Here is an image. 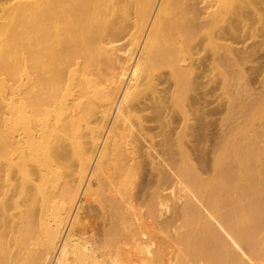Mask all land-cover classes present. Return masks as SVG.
I'll list each match as a JSON object with an SVG mask.
<instances>
[{
    "label": "bare ground",
    "instance_id": "1",
    "mask_svg": "<svg viewBox=\"0 0 264 264\" xmlns=\"http://www.w3.org/2000/svg\"><path fill=\"white\" fill-rule=\"evenodd\" d=\"M259 1L0 0V264H264V78L245 103L240 63L249 54L226 42L264 25ZM197 37L211 54L204 79H219L226 101L208 173L185 148L190 117L201 122L203 113L191 105L212 94L209 86L201 99L191 97L207 86L194 89ZM121 39L126 46L116 45ZM146 102L174 178L150 158L165 175L151 192L159 201L151 194L154 204L142 213L149 229L167 233L163 239L173 230L174 248L161 237L156 244L136 211L138 158L141 151L150 157L157 137L140 115ZM167 110L180 116L171 134L163 132L175 122L161 117ZM89 175L93 184H84ZM82 192L84 202H108L109 225L98 241L77 206Z\"/></svg>",
    "mask_w": 264,
    "mask_h": 264
},
{
    "label": "rangeland",
    "instance_id": "2",
    "mask_svg": "<svg viewBox=\"0 0 264 264\" xmlns=\"http://www.w3.org/2000/svg\"><path fill=\"white\" fill-rule=\"evenodd\" d=\"M256 2H257V5L259 6V4H260V1L258 0H255ZM261 5H262V3H261ZM261 5H260V7H261ZM200 7L201 6H203V4H201V5H199ZM260 22H257L256 23V26L257 27H259L258 28V30H257V33L256 34H249L250 35V37H249V35H248V33H246V32H243V30L241 29L240 30V33L239 32H236V34H237V36H235L236 34H229V35H227L226 37H228L229 38V40H228V38H227V43H229L232 47H234V48H239V47H241L240 49L241 50H244V52H247V55L249 54V56L246 58V60H244V61H242V63H240V68H241V70H242V72H244L243 73V75H245V78H244V80H245V82H247V83H243V85L242 86H244L245 88L246 87H249V90L250 91H248V95H247V98H246V101H245V103H249V101H247L248 100V98H249V100H253L254 98L253 97H256V95L255 94H257L258 95V93L262 90V78H264V46H262V44H264V39H262V38H264V37H262V36H264V35H262V34H264V27H262V26H264V25H262V24H259ZM259 25H262V26H259ZM260 27H262V28H260ZM130 28V29H129ZM132 27H131V25H129V27L127 28V31H126V33H125V37L127 38V37H130L129 35H131L132 33H133V31H131L132 29H131ZM129 31H130V33H129ZM126 34H129V35H127L126 36ZM259 34H261V37H260V35ZM240 36H242V37H240ZM124 37V38H125ZM240 37V39H237V38H239ZM246 38L245 40L243 39V38ZM200 38L201 37H197V38H195L194 39V41H193V46H195L194 48H193V52H195V51H197V55H195L196 57L195 58H198V60H199V62H200V64H198V67L196 68V69H194V71H193V76H192V79H193V81H195V85L194 86H196L197 87V85H199L200 84V82L201 83H206V85L207 86H205V88H203L202 90H200L201 89V86L202 87H204L203 86V84L200 86L199 85V87H200V89H198V87L197 88H194V89H198V91H199V93L201 92L202 93V91L203 90H205V92L203 91V93H206L207 91H211L212 92V94H207V95H209V97L206 95V96H204L203 98H202V100H200V101H203V100H205L206 102L205 103H203V102H200V103H193V105H191V107H194V108H192V109H198V110H202L203 111V113H202V115H201V117H200V120H201V122H199V120H197V117H194V116H192V117H190V118H192L193 119V121H191V122H193L192 123V125H193V129H192V131L188 134L189 135V137L187 136V140H189V141H187V140H185L186 142H185V148H187L186 150H187V152L188 153H190L191 154V158L193 159L194 158V160H198V158L199 159H201L202 160V167H201V170L203 169L204 171H206L207 173L208 172H210V169H211V164H212V151H213V149H215L216 148V144H218L219 143V140H220V137H221V135L223 134V131L225 132V129L223 130V127H222V123H221V121H222V119L225 117V108L224 107H226L225 105H226V101L224 100V98L220 95V80L219 79H216L215 81H217V83L216 82H209L208 84H207V81L208 80H206V79H208L206 76H208L209 74H206L205 72H207L208 73V70L210 69L209 67H210V63H211V54L209 53V51H207V50H203L202 48H204V45H203V43H200ZM259 38V39H258ZM129 39V38H128ZM230 39H232V41L230 42ZM237 39V40H236ZM247 40V41H246ZM125 41L127 42V40L126 39H121L120 40V42L118 41L117 42V44L116 45H119V43L121 44V45H123V46H126V44H125ZM237 41H238V43H237ZM122 42V43H121ZM260 42H262V43H260ZM128 43V42H127ZM234 43V44H233ZM257 43H258V45H257ZM250 44V45H249ZM248 45V46H247ZM140 46V45H139ZM139 46H135V47H133L132 46V51H133V53H134V55H135V53H136V51L137 50H139ZM257 46H258V48H257ZM260 46V47H259ZM247 47V48H246ZM262 47V48H261ZM258 50V51H257ZM135 51V52H134ZM257 51V52H256ZM251 59V60H250ZM258 59V60H257ZM256 63H255V62ZM132 62V61H131ZM202 62V63H201ZM209 63V64H208ZM251 63V64H250ZM261 63V64H260ZM197 64V63H196ZM204 64V65H203ZM243 64H245V65H243ZM257 66H256V65ZM258 64H259V66H258ZM204 66H205V68H204ZM209 66V67H208ZM250 66V67H249ZM200 67V68H199ZM257 67H258V69H257ZM103 68V70L105 71V69H104V67H102ZM260 68V69H259ZM201 70V73H199L200 71H198V70ZM251 71H250V70ZM244 70V71H243ZM246 70H248V71H246ZM202 71H204V72H202ZM254 71V72H253ZM164 72H166V71H162V73H164ZM246 72H247V74H246ZM200 74V75H199ZM203 74H206V79H204L205 77L203 76ZM202 75V77H201V79L199 78L200 76ZM161 76H164V75H161ZM167 76V75H166ZM166 76H164V78L163 77H160V79H159V81H162L161 80V78H163V79H166L165 77ZM197 76H198V81L196 80L197 79ZM210 76V75H209ZM258 76V77H257ZM252 78V79H251ZM167 80H168V82H169V79L167 78ZM200 80V81H199ZM202 80H206V82L205 81H203L202 82ZM260 80V81H259ZM163 81H165V80H163ZM243 81V80H242ZM250 81V82H249ZM197 82H199L198 84H197ZM218 82H219V84H218ZM166 84V86H167V83L166 82H162V84L160 83V86L161 87H163V84ZM214 84V85H213ZM217 84V85H216ZM205 85V84H204ZM216 85V86H215ZM246 85V86H245ZM209 86H210V89H208L207 90V88H209ZM219 86V87H218ZM253 86V87H252ZM165 87V86H164ZM214 88V89H213ZM219 88V89H218ZM194 89H193V91H191V94H193L195 91H194ZM246 89H248V88H246ZM260 89V91L258 92V90ZM207 90V91H206ZM198 91H197V93L195 92L191 97H194L193 99H195V100H193V101H196V99H198V97H199V99H201V93L200 94H198ZM256 91V92H255ZM214 93H216V94H214ZM254 93V94H253ZM195 94H197V95H195ZM213 94H214V96H213ZM196 96V97H195ZM203 96V95H202ZM217 96H218V100H217ZM205 97H208L207 99L205 98ZM205 98V99H204ZM210 98V99H209ZM192 99V98H191ZM221 100V101H220ZM251 100V101H252ZM218 101H220V102H218ZM250 101V102H251ZM147 103V108H145L144 110H143V112L140 114L141 116H143L144 114V116L146 117V116H148V117H152L150 120H149V118L148 117H146V122L148 121V123L145 125V126H148L149 128V130L151 129V132L153 133V131L155 132V133H153L152 135H155V136H157V137H155V138H153V144H154V147H152L149 151H150V153H151V155H150V153H149V155H150V157H147L146 156V153H143L142 151L140 152V158H138V163H139V165L141 166L143 163L145 164V166H139V168H138V171H137V176H136V181L137 182H135V184L137 183V185H135L136 187V190H135V193L137 194L136 196H137V201H139V202H136L137 203V207L138 208H140L139 210H137L136 209V211H137V213H138V211L141 213H139L138 215H140L141 217V220L139 219V216H138V219L140 220V223H142V225H144L145 224V220H147L146 219V215H143L144 213H142V212H144L146 209H148V207L147 206H149V205H152V204H154V202H157V201H159V199L160 198H158L157 196H154L155 195V193L154 194H152L151 192H153L155 189H156V191H157V184H158V180H159V178H161V176H162V174L163 175H165V173H166V175L167 174H171L172 175V173H171V171L173 170H171L169 167V165L166 163V161H164V162H162L163 160H165V157L164 156H161L162 154H161V151H160V149H159V147L157 146V144L159 143V141H160V139H159V134L157 135V133H158V131H161L160 130V127H158V123H160V121H158L157 120V122H155V120L158 118H156V113H154V116H152L153 115V110H151L150 109V107H151V105H149V103L148 102H146ZM211 103V104H210ZM225 103V104H224ZM195 104V105H194ZM196 104H197V106H196ZM201 104H202V106H201ZM205 104H207V105H205V107H204V105ZM210 105V106H209ZM220 105H222V106H220ZM222 107V108H221ZM224 109V110H223ZM215 110V111H214ZM237 110H240V109H237ZM168 111V110H167ZM166 111V113L165 112H163V114H162V116L161 117H163L164 116V114H168V116H170L172 113V111H168L167 112ZM204 111H206L205 113H204ZM213 111H214V113H213ZM224 111V112H223ZM156 112V111H155ZM170 112V113H169ZM173 113H175V112H173ZM207 113V114H206ZM208 113H209V117L207 116L208 115ZM214 114V116H213V114ZM143 114V115H142ZM151 114V115H150ZM170 114V115H169ZM206 114V116H204ZM217 114V115H216ZM173 116L172 117H175V119L173 120V124L172 123H170L171 125H169V128H166V129H164L163 130V132L164 133H170L169 132V130L170 131H172L171 129H174L173 131L174 132H176V131H178L177 129H175V125H176V127L178 126L177 124H179V121L178 120H180V116H179V114H177V113H175V114H172ZM112 116H113V113H112ZM111 114H109V116H108V120L105 122V127H104V133H103V136L104 137H102V138H106V136H107V133H106V131H107V126L109 125V122H110V120H111ZM168 116H166V117H164L163 119H168V118H170V117H168ZM177 116V117H176ZM178 116H179V118H178ZM195 118V120H194V118ZM204 117V118H203ZM205 117H206V119H205ZM153 118H154V121H153ZM178 118V119H177ZM208 119V120H207ZM204 120H206L205 122H204ZM152 121V122H151ZM177 121V122H176ZM202 122H203V124H202ZM206 122H207V124H206ZM210 122V123H209ZM201 124H202V126H201ZM210 125V126H207V125ZM155 127H154V126ZM173 125V126H172ZM194 125H195V129H194ZM159 126H160V124H159ZM206 127V130L204 131V129H205V127ZM224 126V125H223ZM107 127V128H106ZM174 127V128H173ZM210 127H211V129H210ZM106 128V129H105ZM171 128V129H170ZM203 128V129H202ZM211 130V131H210ZM171 132V133H174V132ZM201 131V132H200ZM222 131V132H221ZM160 133V132H159ZM170 133V134H171ZM141 136V142H144V143H146V145H148L149 144V140H148V138H147V136L146 135H144V137H142L143 135H140ZM146 137V138H145ZM146 140V141H144V139ZM161 138V137H160ZM143 139V140H142ZM104 140V139H103ZM101 142H102V139H101ZM218 142V143H217ZM143 143V144H144ZM102 146V145H101ZM196 147V148H195ZM199 148V149H198ZM193 150V151H192ZM148 151V152H149ZM158 151V152H157ZM205 151H206V153H205ZM211 151V152H210ZM153 152V153H152ZM202 152V153H201ZM155 153V154H154ZM144 154V155H143ZM189 154V155H190ZM205 154V155H204ZM159 155H160V157L161 158H159ZM154 157L155 158V160H157V162H158V160L160 161V163H157L160 167L161 166H163V165H160V164H164V167H162V168H166V169H163L162 170V168H160V167H158L157 166V168L156 169H154V168H152L151 167V164L149 163V161H150V158L151 157ZM193 156V157H192ZM151 158V159H154V158ZM147 158H149V159H147ZM162 158H164V159H162ZM154 160V161H155ZM162 160V161H161ZM156 162V161H155ZM169 166H167V165ZM165 166H167V167H165ZM143 167H144V170H143ZM148 167V168H147ZM151 170H150V169ZM94 169V165L92 164V166L90 167V170L92 171ZM139 169H142V171L140 170L139 171ZM149 170V171H148ZM158 170H159V172H158ZM163 172H165V173H161L162 171ZM165 170V171H164ZM166 170H167V172H166ZM171 170V171H170ZM169 171V172H168ZM152 172V173H151ZM153 172H154V174H153ZM156 172H158V173H160V174H158V176H156ZM140 173H142L141 175H140ZM173 173H174V171H173ZM139 175V176H138ZM170 175V177H172V178H174V175H172L171 176ZM153 176H155V177H153ZM140 177V178H139ZM139 178V179H138ZM92 179V180H91ZM88 180V181H87ZM94 181V179L89 175L87 178H86V183L84 182V184H91L92 182ZM153 183V184H152ZM156 183V184H155ZM93 184V183H92ZM144 184V185H143ZM142 185V186H141ZM84 187V186H83ZM93 187H95V186H93ZM146 187V188H145ZM134 188V189H135ZM149 188V189H148ZM153 188H154V190H153ZM139 191H140V193H139ZM156 191H154V192H156ZM105 193V194H104ZM143 193V194H142ZM149 193V194H148ZM165 193H166V196H168L169 195V193H167V190H166V192L164 191V192H162L161 193V196L162 197H165ZM107 194V195H106ZM142 194V195H141ZM148 194V195H147ZM154 196V199H155V197L157 198V201H156V199L154 200L153 199V197H152V195ZM103 195L104 196H102L103 197V199L105 198H108L107 196H109V194L106 192V191H103ZM106 195V196H105ZM141 195V196H140ZM145 195V196H144ZM81 196V197H80ZM80 196H79V200H78V203L79 204H77V206L79 205V208H81L82 206V208H81V213H80V215H82L83 216V218L85 219L84 220V225L89 229V230H91V232L95 235V236H91L92 237V240H94V241H98V240H100V239H102V237H101V235L103 236V233H104V231L108 228V225H109V220H106V219H108V214H107V212H109L107 209H108V207L106 206V205H108V202H103V203H98V202H96V201H94V200H90V199H88L87 200V202L85 201L84 202V200H83V192L80 194ZM144 196V197H143ZM149 196V197H148ZM142 197V198H141ZM139 199V200H138ZM145 199V200H144ZM153 199V201H151ZM144 200V201H143ZM148 201H150L151 202V204H150V202H148ZM145 202V203H144ZM147 202L149 203V205L147 204ZM82 203H84V204H82ZM89 203V205H87V204ZM144 203V204H143ZM180 203V202H179ZM179 203H177V204H179ZM86 204V205H85ZM98 204V205H97ZM140 204V205H139ZM147 205V206H146ZM86 206H91L90 208L89 207H87L86 208ZM102 206V207H101ZM142 206V207H141ZM146 207V209H145V207ZM93 207V208H92ZM144 207V208H143ZM94 208H95V210H94ZM143 209H145V210H143ZM84 212H86L85 214H84ZM87 212H88V216H87ZM101 212V213H100ZM145 213H147V211L145 212ZM91 215V216H90ZM165 215V217H169L170 216V214L169 213H167V214H164ZM86 216H87V218H86ZM104 216H105V218H104ZM79 217V216H78ZM91 217V218H90ZM164 216H163V218H165ZM79 219H80V217H79ZM78 219V220H79ZM102 219V220H101ZM148 221V220H147ZM86 222V223H85ZM144 222V223H143ZM99 223V224H98ZM103 225H102V224ZM146 223H148L149 224V221L148 222H146ZM88 225V226H87ZM146 225V224H145ZM147 225L146 226H144L143 228L144 229H146V230H151V229H149V228H151V225H149V227H147ZM152 229H154L153 228V226H152ZM97 230V231H96ZM155 230V231H154ZM153 231L151 230L150 232H153L152 234L154 235V232H155V236L157 237L156 238V240L159 238V239H161L162 241H160V242H162V243H160L158 240H157V242H156V244H163V243H171L170 245L174 248L175 246H173L172 245V243H173V239L171 238L172 236H171V234L173 235V233H171V232H173V230H171V232L169 231V233H168V236L167 237H164V238H166V239H168L169 238V235H170V238L172 239L171 241H169V239H168V242L167 241H165L166 239H163V235L164 236H166L167 235V233H166V235H165V233H159L158 234V230H156V228L154 229ZM96 231V232H95ZM88 236H89V234H87ZM157 235H159V236H157ZM89 236V237H90ZM161 237V238H160ZM97 238V239H96ZM164 240V241H163ZM169 243H168V245H169ZM171 246H170V248H171ZM172 248V249H173ZM235 248V247H234ZM245 258V261H246V259H248V257L247 256H245L244 257ZM250 261V259H248V263H250V264H252L251 262H249ZM247 262V261H246ZM247 263V264H248Z\"/></svg>",
    "mask_w": 264,
    "mask_h": 264
}]
</instances>
